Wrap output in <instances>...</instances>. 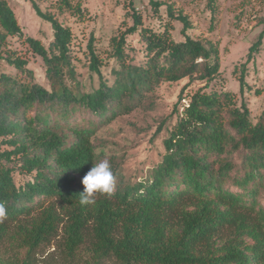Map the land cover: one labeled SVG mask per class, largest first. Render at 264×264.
Wrapping results in <instances>:
<instances>
[{"label": "trees", "instance_id": "trees-1", "mask_svg": "<svg viewBox=\"0 0 264 264\" xmlns=\"http://www.w3.org/2000/svg\"><path fill=\"white\" fill-rule=\"evenodd\" d=\"M28 1L53 29L48 47L33 37L25 38L44 62L49 88L36 80L28 61L11 48L10 39L24 37L23 29L8 0H0V203L6 209L0 218V236L16 224L18 239L30 252L48 244L57 234L54 207L58 204L71 216L67 228L74 249L91 237L101 258H115L121 264H264L260 203L264 108L254 123L245 99L239 106L232 92L209 91L221 74L217 45L192 37L186 15L150 0L156 15L167 6L169 21L164 30L145 27L142 15L133 8V26L111 40L118 63L112 84L101 72L103 61L91 38L88 68L99 76L100 84L85 92L74 63L71 28L43 12L35 0ZM58 2L74 9L70 0ZM208 2L214 5V0ZM174 21L183 25V41L172 36ZM137 33L145 60L135 64L127 52V38ZM263 40L264 30L241 67L238 82L243 96L248 88L247 66ZM186 79L189 82L178 101L183 110L164 140L160 163L148 177L121 183L110 197L99 194L95 204L81 206L82 180L101 161L92 143L97 128L144 106L148 95L162 84ZM196 82L204 85L184 95ZM82 113L86 116H77ZM111 168L115 175L114 163ZM15 172L32 179L19 185ZM46 203L47 210L29 223Z\"/></svg>", "mask_w": 264, "mask_h": 264}, {"label": "rangeland", "instance_id": "rangeland-1", "mask_svg": "<svg viewBox=\"0 0 264 264\" xmlns=\"http://www.w3.org/2000/svg\"><path fill=\"white\" fill-rule=\"evenodd\" d=\"M35 1L43 12L55 15L61 23L71 28L74 36L72 43L74 63L85 92L96 90L100 84L99 76L90 72L88 68L90 63L88 44L91 38H94L95 51L103 61L101 72L105 80L112 84L113 71L118 69V63L112 56L111 40L133 26L131 17L133 8L142 15L144 26L156 31H163L169 21L167 6H163L159 15H156L151 8L150 0H70L74 7L72 10L61 7L58 0ZM155 1L171 5L176 14L186 15L192 24L188 31L192 37L217 45L221 74L210 84L209 91L211 89L230 91L236 96L239 106L245 99L251 110L253 122L257 123L264 108V40L254 60L247 66L248 88L245 89L244 96L240 92L238 77L242 65L247 60L250 47L264 30L262 22L264 0H214L213 6L209 5L208 0ZM8 2L24 34V37L11 38L9 44L20 57L28 61V69L35 73L36 80L49 88L44 62L31 51L25 38L33 37L48 47L53 39V29L36 14L30 1ZM173 26L172 36L177 41H183V25L174 21ZM127 41L130 61L135 64L142 63L145 60V52L140 35L138 33L129 35ZM3 69L16 74L11 67L3 66ZM188 82L186 79L178 83L162 84L148 95L149 102L144 106L97 128L92 136V143L101 160L107 159L110 167L115 164L116 188L121 183H134L148 177L151 170L160 163L164 154V140L183 110L178 101L182 89ZM203 85L200 82L192 84L184 95H192ZM187 102L188 100H183V104ZM177 107L180 112L177 111ZM82 114L77 116H86ZM163 125L159 132L158 129ZM5 149L8 147L2 146V150ZM14 178L19 185L32 179L31 176L20 172H15ZM260 203L264 206V192L260 196ZM48 205L49 203H46L44 208L35 211L29 218V223L42 211L47 210ZM54 208L59 225L57 234L50 242L30 252L18 239L17 225L11 224L0 236V264H121L115 258H101L94 251L91 237H87L79 248L74 249L70 245L67 228L71 216L58 204ZM227 237L226 232L223 234V240Z\"/></svg>", "mask_w": 264, "mask_h": 264}, {"label": "clouds", "instance_id": "clouds-1", "mask_svg": "<svg viewBox=\"0 0 264 264\" xmlns=\"http://www.w3.org/2000/svg\"><path fill=\"white\" fill-rule=\"evenodd\" d=\"M84 191L79 195L81 206L95 204L96 194L111 196L116 189V179L107 159L94 163L82 180ZM6 215L5 206L0 203V218Z\"/></svg>", "mask_w": 264, "mask_h": 264}]
</instances>
